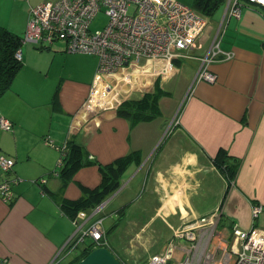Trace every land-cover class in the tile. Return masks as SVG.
Masks as SVG:
<instances>
[{
	"label": "crops",
	"instance_id": "0c3cea01",
	"mask_svg": "<svg viewBox=\"0 0 264 264\" xmlns=\"http://www.w3.org/2000/svg\"><path fill=\"white\" fill-rule=\"evenodd\" d=\"M8 1L11 4L0 0V25L23 36L36 6L29 0ZM225 6L229 8L227 0ZM203 16L207 26L196 46L183 56L196 65L187 75L177 117L171 104L175 88L169 86L178 70L175 59L151 61L147 69L128 72L129 88L103 84L113 94L96 102L93 110L88 98L97 79V56L68 52L63 41L22 45V67L0 97V156L14 161L6 176L13 181V197L8 201L0 197V256L10 264H50L57 255L61 264L70 261L64 246L74 227L64 204L81 201L80 211L91 215L85 206L93 204L89 197L100 193L105 171H120L107 166L131 154L138 159L122 173L120 187L107 197L104 208L88 221L103 218L105 228L117 233L109 226L114 216H109L134 207L121 227L127 245L114 239L115 252L126 264H132L129 260L146 264L171 243L177 247L167 264H178L185 257L180 247L187 245L176 231L197 226L193 230L203 232L210 224H202L201 218L214 213L219 214L214 236L230 240L235 226L264 229L257 223L264 216V12L242 13L241 8L238 24L233 25L234 16L227 9L214 30L208 29L209 17ZM235 30L248 32L252 42L236 37L224 42ZM209 39V49L200 53ZM203 61L215 74L214 83L196 80ZM161 69L167 75H157ZM156 80L155 92L164 93L158 100L160 115L136 125L118 115L127 100L154 92ZM3 118L12 122L10 131L2 129ZM73 146L81 147L84 155L77 157L90 164L73 174L63 173L69 165L65 156ZM215 158L220 165L228 158L232 164L241 161L232 183L214 164ZM1 169L0 165V179ZM15 178L21 181L16 183ZM140 185L145 196L134 200ZM258 204L263 210L254 217L253 207ZM143 210L146 215L141 216ZM161 230L168 237L158 252L134 254L154 242Z\"/></svg>",
	"mask_w": 264,
	"mask_h": 264
},
{
	"label": "built area",
	"instance_id": "2783aa9c",
	"mask_svg": "<svg viewBox=\"0 0 264 264\" xmlns=\"http://www.w3.org/2000/svg\"><path fill=\"white\" fill-rule=\"evenodd\" d=\"M228 2L230 15L239 17L240 1ZM249 2L264 7V0ZM100 12H104L109 21L102 29L93 31L91 24ZM206 26L207 19L201 13L177 0H56L44 2L32 9L26 33L23 35V44L29 42L49 46L63 41L68 52L97 56L99 58L97 79L88 98L91 105H96V102L113 94L112 89H104L103 84L115 83L122 89L129 88L131 80L128 72H139L138 68H130L135 63L141 60L145 63L149 61L170 63L172 59L183 58L185 52L196 46L195 42L203 34ZM21 53L20 50L17 58L22 61ZM205 65L203 61L196 80L214 83L216 76ZM163 74L167 75V72L161 69L157 75ZM1 127L5 131H10L12 123L3 118ZM61 149L63 151L65 147ZM0 165L7 171L14 165V161L0 156ZM12 182L0 183V197L7 201L13 197L10 190ZM105 204L106 201H103L91 210V215L85 211L78 213L80 220L75 221L77 233L74 237L79 234L81 240L86 236H90L94 241L101 239L104 234L103 220L97 218L92 222L88 221L95 218ZM262 210L261 205L254 206L253 216L257 217ZM218 219V213L201 218V223H208L210 227L198 234L199 239L193 232L188 234L196 243L193 246L192 260L197 256L198 262L203 257L215 261L218 247L224 251L220 264H264V229L243 230L235 226L232 230V239L228 238L224 241V247L220 243L215 249L211 245V237L204 238V235L215 231ZM196 227L191 226V230ZM183 232L179 229L177 238L183 237ZM176 247V244L171 243L163 253L153 255L146 264H167L172 259ZM59 256L57 255L50 264H61ZM190 259L186 256L178 264H194ZM0 264H10V261L0 256Z\"/></svg>",
	"mask_w": 264,
	"mask_h": 264
},
{
	"label": "trees",
	"instance_id": "16d2710c",
	"mask_svg": "<svg viewBox=\"0 0 264 264\" xmlns=\"http://www.w3.org/2000/svg\"><path fill=\"white\" fill-rule=\"evenodd\" d=\"M239 1L242 4L240 8H242L243 4H250L249 0ZM225 3L226 0H194L193 8H195L201 14L209 16L213 14L218 7ZM253 7L259 8L262 12H264V7L262 8L261 6H258L256 4H253ZM23 42V36H20L8 30L6 27L0 25V97L11 88V84L14 77L22 67V61L17 58V53L21 50ZM158 84V80H156L154 85V92L155 89L159 87ZM154 92L145 93L144 95L140 96L141 98L135 97L133 99L127 100L125 103L119 106L117 111L118 115L126 117L133 125H136L139 122H145L155 119L158 115L161 114L159 110L158 100L161 96L164 95V93ZM80 148L81 147L73 146L71 153H69L67 157L65 156V162L69 161V165L67 168L62 170L63 173L73 174L81 166L85 164H90V162H88V159L85 160V158L77 157L78 155L82 157L84 155V151ZM61 158H63V156ZM137 159L138 158L135 154H131L130 156L117 160L113 164L107 166L114 170L120 171H105L104 176H107V179L103 181V184L99 189L100 193L89 197V200H91L93 204L85 207L89 208V211H91L96 208L99 204H101V202L105 200L104 198L109 197L113 192H115L121 185L122 173L125 172L129 164L133 160ZM234 161L235 162L232 164V162H230V158H228L227 160L223 161V163L220 165L221 160L218 158L214 159V164L217 166L219 165L218 169L220 168L221 172L228 177L229 182L231 183L239 172V168L241 165V161L239 159H235ZM1 170L3 173L2 179H0V183H3L4 181H9V179H6V176L8 175L7 172H9V170L5 171L3 168ZM41 180L43 179H40L39 181ZM10 190L12 193H14L12 184L10 185ZM81 205V201L66 202L64 204V207L67 209H65V211H67L68 213L67 216H69L74 226L75 221L77 219V213L83 209ZM126 209L128 208L121 210V212H126ZM119 213V211L115 212L116 221L118 220ZM101 219L103 220V218ZM94 220L95 219H93L92 221ZM102 230L104 234L98 241H94L90 236H86L83 240H81V235L79 234L77 237L69 238L65 244V254L69 256L72 252L79 254L75 257L74 260H70L68 264H74L80 261L91 251L99 247H106L122 264H126L121 259V257L115 252V243L117 242L118 244V241L116 240L115 242L114 240L116 232H110L111 230L108 231L104 226V221L102 225Z\"/></svg>",
	"mask_w": 264,
	"mask_h": 264
},
{
	"label": "rangeland",
	"instance_id": "374dc122",
	"mask_svg": "<svg viewBox=\"0 0 264 264\" xmlns=\"http://www.w3.org/2000/svg\"><path fill=\"white\" fill-rule=\"evenodd\" d=\"M51 1L54 2L56 0H29L30 4L32 6H37V5H40V4L44 3V2H51ZM177 1L180 2V3H182V4H184V5H186V6H189V7H193V5H194V0H177ZM5 3H10L11 4V2L8 1V0H5ZM245 5L246 4H243L242 13H245L246 11H248L250 13H254V12H256V10H261L259 8L253 7V4L252 3H250V4L246 5V6ZM258 6H260V5H258ZM227 9L229 10V8H226L225 4H223L220 7H218L213 14H211V15L208 16L209 17V23H210V25L208 26V29L214 30V28L212 26L215 23L220 22L223 14L225 12V10H227ZM4 21L5 22H8V21H11V20L10 19H5ZM108 21H109V17L104 12H100L95 17V19L93 20V22L91 24V28H92L93 31L100 30V29H102L108 23ZM232 24L233 25H237L238 24V18L236 16L232 17ZM3 26H5V25H3ZM231 30H234V27H231ZM206 32H207V30H206ZM249 36H250V34L248 32H244V31H240V30H235L234 35H231V34L228 33L227 36H225L223 39H224V42H229L230 41L229 40V37H236L239 40H245L247 43H251L252 42V40H251L252 38L249 37ZM210 43H211V40L210 39L208 41H206L204 43V48L202 49V51H200V53H203V54L206 53L207 50L210 47ZM28 46H30V45H28ZM89 56H92V57H89L91 59L92 58H97V57H95L93 55H89ZM174 61L178 65L177 66L178 70H177L176 74L173 76V79H172L173 81H172L171 85H169V84L168 85L175 88L173 90V95H172L173 96V101H171L172 102L171 104H172V109H175L176 112H177L176 113V117H177V115H178V113H179V111H180V109L182 107V101H181L182 94H181V92H182V90H184V87L186 86V79H187V75L189 73V70H191L192 67L196 65V62H193L190 59H184V58L175 59ZM149 63H151V61L145 63L144 60H141V62L135 63L130 68L147 69V66L149 65ZM192 64H193V66H192ZM140 89L144 90L145 89V86L144 85H140ZM144 93H147V92L145 91ZM109 98H110V96H109ZM133 98H135V97H133ZM94 106L91 105L92 109L93 110H96L98 105L96 104ZM174 106H176V107H174ZM174 122H176V120ZM1 156H4V155H1ZM177 158H179V157H177ZM63 162H64V159L63 158H60L59 159V162H58V165L61 167L62 164H63ZM132 189H134V187ZM141 189H142V185H140L139 187H136L137 193ZM141 191H140V193L133 195V199L134 200H136L140 195L141 196L139 197V199H142V197L145 196V193H141ZM217 198L219 199L220 198V195L217 196L214 199V203H216ZM104 199H107V198H104ZM104 201H107L108 202V199L107 200H104ZM132 209H126V212H124V213L120 212L117 221L114 219L115 212L112 213V216L111 215L109 216V217H113L114 216L113 217V220L111 219V222L109 223V226H110V228H113L114 230H117V233L115 234L114 239L118 241V244L120 246H122L123 244L127 245V243H128V242L126 243V238L122 234L121 227H122V224L123 223L125 224V220H126L128 214L130 215L131 213H134V211ZM101 210H102V208L97 213H99ZM140 215L141 216L146 215V211L143 210L142 212H140ZM257 223H259V227L263 228L264 227V216H262L258 220ZM73 227H74V231H75V226L73 225ZM256 228H257V226H256ZM180 229L183 230L184 232L182 233L183 234V237H181L179 239H183V238L186 239V242L184 244L187 245L184 248L180 247L182 249L181 252L184 254L185 257L186 256H189V258H191L190 259V261H191L192 260V254H193L192 252L194 251L193 250V246L196 245V243H195L194 240H192V239L189 238L190 236H188V234L191 233V232H193L194 233V236L197 239H199L197 234L198 233L199 234L201 233V229L191 230V228H190L189 231H188V228H185V227H182ZM214 232L215 231L209 232V233L205 234L204 235V238L211 237V240H210V241H212V244L211 245L215 249H216V246H218V244H220V243H222L221 246L224 247L225 246V242L224 241L225 240H228V237L222 238L217 233L214 236ZM176 233L179 234V230H177ZM167 237H168V232L165 231V230H161L160 236L157 237V239L155 238V241L154 242H151L150 241V242L145 243L139 249L135 250L134 251V254L136 253L137 256L138 255H141V254L151 255V254H154V253L158 252L166 244ZM190 240L194 241V244L193 245H191V241ZM190 250H192V252H190ZM163 251H162V253H163ZM177 251H179V250L177 249ZM228 251H229V248H228ZM223 253H224V251L222 249H220V248L217 247V249H216V260L215 261H211L208 257H203V259L198 262L197 261V256H195L192 261H193L194 264H220V261L223 259ZM78 254L79 253L72 252L69 259L74 260L75 257ZM129 261H131L132 264H137V262L134 261V260H129ZM68 263H69V261H66V263H64V264H68Z\"/></svg>",
	"mask_w": 264,
	"mask_h": 264
},
{
	"label": "water",
	"instance_id": "95a60500",
	"mask_svg": "<svg viewBox=\"0 0 264 264\" xmlns=\"http://www.w3.org/2000/svg\"><path fill=\"white\" fill-rule=\"evenodd\" d=\"M66 147V146H63ZM16 183L21 181L15 178ZM77 230L73 232L70 238H73ZM65 247V246H64ZM74 264H122L106 247H99L87 254L83 259Z\"/></svg>",
	"mask_w": 264,
	"mask_h": 264
},
{
	"label": "flooded vegetation",
	"instance_id": "af4514ba",
	"mask_svg": "<svg viewBox=\"0 0 264 264\" xmlns=\"http://www.w3.org/2000/svg\"><path fill=\"white\" fill-rule=\"evenodd\" d=\"M60 260H61V263H62V259L60 258Z\"/></svg>",
	"mask_w": 264,
	"mask_h": 264
},
{
	"label": "clouds",
	"instance_id": "9594fccd",
	"mask_svg": "<svg viewBox=\"0 0 264 264\" xmlns=\"http://www.w3.org/2000/svg\"><path fill=\"white\" fill-rule=\"evenodd\" d=\"M63 148V147H62Z\"/></svg>",
	"mask_w": 264,
	"mask_h": 264
}]
</instances>
